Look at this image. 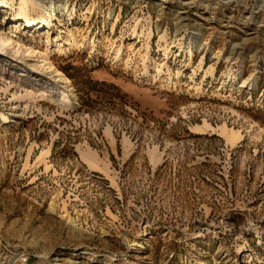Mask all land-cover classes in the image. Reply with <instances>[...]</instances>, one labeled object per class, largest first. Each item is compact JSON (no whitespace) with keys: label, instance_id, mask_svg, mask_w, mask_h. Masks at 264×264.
<instances>
[{"label":"rangeland","instance_id":"374dc122","mask_svg":"<svg viewBox=\"0 0 264 264\" xmlns=\"http://www.w3.org/2000/svg\"><path fill=\"white\" fill-rule=\"evenodd\" d=\"M0 1V264H264V0Z\"/></svg>","mask_w":264,"mask_h":264},{"label":"bare ground","instance_id":"6f19581e","mask_svg":"<svg viewBox=\"0 0 264 264\" xmlns=\"http://www.w3.org/2000/svg\"><path fill=\"white\" fill-rule=\"evenodd\" d=\"M3 1H0V3H2ZM4 3L6 4V5H8V4H10L11 5V3L10 2H7V1H4ZM53 3L54 2H50V5H51V7H52V5H53ZM23 9H26V7H24ZM51 15V14H50ZM42 17V20H43V23L45 24L46 23V20H45V18L43 17V16H41ZM7 18L9 19V20H11V21H15V20H19V19H22L21 18V15L19 14V15H16V16H7ZM23 18H25V21L27 22V24H28V26H32V25H35V20H29V19H27L26 17H24L23 16ZM69 36L70 37H72L73 36V34H69ZM16 42V44H18L17 42L18 41H15ZM13 43V41L10 39V37H8V36H4V37H1L0 38V51H3L5 48H6V46L5 45H11ZM50 63V62H49ZM50 66H51V64H50ZM44 93V95L48 98V97H50L51 96V93L49 92V91H44L43 92ZM59 102L60 103H62V104H68L70 101L67 99V98H64V97H60L59 98ZM7 117V115L6 114H3L2 116H1V122L3 123V122H5L6 121V118ZM233 138H235V134L233 133L232 134V139ZM70 253H68V255H77L78 254V251H73V250H71V251H69Z\"/></svg>","mask_w":264,"mask_h":264}]
</instances>
